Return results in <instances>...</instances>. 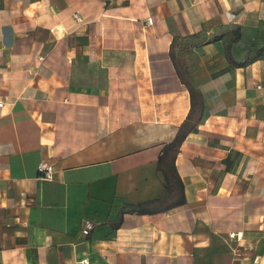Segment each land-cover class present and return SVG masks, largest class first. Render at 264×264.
Listing matches in <instances>:
<instances>
[{
	"label": "crops",
	"instance_id": "1",
	"mask_svg": "<svg viewBox=\"0 0 264 264\" xmlns=\"http://www.w3.org/2000/svg\"><path fill=\"white\" fill-rule=\"evenodd\" d=\"M0 102V264H264V0H0Z\"/></svg>",
	"mask_w": 264,
	"mask_h": 264
},
{
	"label": "trees",
	"instance_id": "2",
	"mask_svg": "<svg viewBox=\"0 0 264 264\" xmlns=\"http://www.w3.org/2000/svg\"><path fill=\"white\" fill-rule=\"evenodd\" d=\"M177 40H173L171 46V56L177 65V70L182 83L190 93L191 108L186 120L180 126L175 138L165 146L158 161V170L165 178V190L163 196L155 201L126 205L122 211H129L139 214H156L169 211L186 203L184 187L176 168V159L180 147L187 136L194 132L196 126L203 119V99L199 90L194 85L186 70H183L176 58L175 46Z\"/></svg>",
	"mask_w": 264,
	"mask_h": 264
},
{
	"label": "built area",
	"instance_id": "3",
	"mask_svg": "<svg viewBox=\"0 0 264 264\" xmlns=\"http://www.w3.org/2000/svg\"><path fill=\"white\" fill-rule=\"evenodd\" d=\"M146 23L150 26L153 23L152 18H148ZM3 105L2 102H0V107ZM38 172L41 180L44 181H53L55 178V169L52 164L47 163V162H41L38 165ZM92 229V224L89 222H85L84 229H83V234L84 235H89ZM231 237L235 238L236 235L232 234ZM238 237V236H237ZM80 264H89V261L87 259L83 260L80 262Z\"/></svg>",
	"mask_w": 264,
	"mask_h": 264
}]
</instances>
